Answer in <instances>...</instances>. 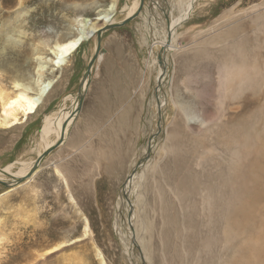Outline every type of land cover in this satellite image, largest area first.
I'll use <instances>...</instances> for the list:
<instances>
[{
    "label": "rangeland",
    "instance_id": "rangeland-1",
    "mask_svg": "<svg viewBox=\"0 0 264 264\" xmlns=\"http://www.w3.org/2000/svg\"><path fill=\"white\" fill-rule=\"evenodd\" d=\"M111 1L0 0V85L11 90L13 81L25 75L33 76L48 91L39 111L16 130L0 129L1 178L12 183L15 176L29 173L44 152L41 130L46 116H60L72 110L75 102L79 112L85 109L88 119L83 125L73 126L75 120L67 124L63 142L72 126L70 135L78 140L76 144L83 139L89 141L88 145L81 143L86 145L76 151L73 145H59L55 136L58 132L53 131L50 140L59 147L42 159L32 181L10 192L15 185L0 183V264H100L97 253L107 264H264V18H256L264 11L260 5L264 0H195L194 10L177 29L175 45L180 51L171 54V68L160 92L155 63L156 45L164 35L169 15L168 9L164 7L162 12L160 7L164 1L160 6L155 0L147 1L153 27L142 29L140 37L137 27L143 22L138 16L142 10L129 18L128 25L113 27L127 29L128 51L136 55V63L132 65V59L129 62L130 70L134 66L136 69L131 83L135 88L127 104L136 102L137 113L122 129L115 118L112 131H108V120L122 96H117V90L106 94L100 87L99 64L106 49L99 44L98 36H91L69 54L68 67L63 70L53 68L52 48H45L43 58L33 55L32 48L42 37L51 43L61 34H71L79 26L72 18L80 15L95 19ZM149 2L157 8L153 12ZM126 5L127 0H118L116 20L127 18L124 9L120 11ZM255 5L258 8H253ZM178 6L179 0H173L175 16ZM228 11L232 18L223 22ZM236 24H241L237 30L233 28ZM214 35L215 40L211 38ZM143 38L147 42L141 46ZM229 50L238 60L242 50L249 63L257 66L258 81L233 92L221 85V69L232 57ZM93 58L98 63L94 61L91 66L81 100L80 82ZM140 92L147 94L144 104L134 99L140 98ZM160 100L165 104L159 110ZM98 131L101 134L93 136ZM156 131L161 147L145 161L149 140ZM147 161L152 172L146 173L145 181L140 178L135 184L143 200L139 216L148 225L146 231L141 226L139 235L138 200L123 186L133 179L129 174L132 169V175L139 171L134 165ZM54 163L65 170L69 187ZM10 165L9 174L4 168ZM69 192L75 196L74 201L69 199ZM225 197L231 211L241 201L245 210L243 220L237 221L235 214L233 222V215H228L234 234L230 241L221 237L226 219L212 214L224 210ZM83 217L89 221L91 234L81 240L77 238L82 234ZM239 221L243 223L237 224ZM64 240L74 242L40 256Z\"/></svg>",
    "mask_w": 264,
    "mask_h": 264
},
{
    "label": "bare ground",
    "instance_id": "bare-ground-1",
    "mask_svg": "<svg viewBox=\"0 0 264 264\" xmlns=\"http://www.w3.org/2000/svg\"><path fill=\"white\" fill-rule=\"evenodd\" d=\"M145 1H146V4H145ZM145 1L144 0H132V1L127 0V5L120 10V11H122L124 9V11L126 12L127 18H124V19H121V20H116V15H117L116 13L119 11L118 10V0H112L108 4V6H107L106 9L99 10L98 11V14H97V16H96L95 19L85 18V17H82L80 15L79 16H75L74 18H72V22L74 24L77 23L79 26L76 27V28H74V31L71 34L70 33L69 34L68 33L67 34L66 33L65 34H61L57 39H55L51 43L48 41V39H46V37L40 38V40L37 41L38 43L36 44V47L34 46L35 48L34 47L32 48L33 49V53H34L33 55L41 56L42 54L45 53V51H47L45 48L46 47H50V48H52L51 51H52V54H53V56L51 58L53 68L54 69H57V70H63L64 68L68 67L67 66L68 64L66 62L67 61L66 57L69 54H71L73 51H75L76 49H78L85 40L89 39L91 36L93 38L95 37V39H96V36H98L99 32L101 33V39H102V35L105 32V30L112 29L113 27H117V26H121V25L126 24L127 21L129 20V18L137 15L143 9V7L147 6L148 2H147V0H145ZM162 1H164V0H162ZM160 2H161V0H155V4L157 6H160ZM194 2H195V0H179V6L177 7L179 14L177 16H175L174 13H173V9H172V7H173V0H165L164 2H162L163 5L160 6L163 9L162 12L164 11V7H165L166 10L168 9L169 15L167 16V23L165 24V28H164V32H163L164 35L161 36V38H159V40L157 39L158 40V44L156 45L158 55L156 57V62L157 63H155V64H157L158 65V68H159V72L157 74V77L159 78V80H158V82H159V86H158V89L159 90L158 91L159 92L161 91L162 84L164 83L165 79L168 77V74L167 73H169L168 71L171 68V63H170L171 54L173 52L180 51L178 49V47L175 45V43H176V37L178 35V34L176 35L177 29L182 24V22L186 21L189 18L190 14L194 10ZM260 5H263L262 8L264 9V2L262 4H260ZM258 6L259 5H255L253 8H258ZM156 9H154V10H156ZM241 13L244 14V11H242ZM165 15H166V11H165ZM140 16H142V15H140ZM174 18H176V19H174ZM231 18H232V12H229V13L224 14V16L222 17V21L223 22L224 21L225 22H228V21L231 20ZM256 18L257 19H263L264 18V11H263V13H260ZM252 19H254V20L257 21V19H255V18H252ZM240 25L241 24H236L235 26H233V28H235V30H237L236 29V26H240ZM262 29H263V27H262ZM219 34L220 33H218V36H219ZM229 34H230V32L227 34V36ZM216 35L212 36L211 38L216 37ZM101 39L99 41V44L101 43ZM214 40H215V38H214ZM209 41H212V40H209ZM206 43H209V42L206 41ZM155 44H156V42H155ZM99 46L100 45H98V47ZM101 51H103V50H101ZM104 51H103V56H102L103 59H104V53H105ZM151 54L153 55L152 52H151ZM231 54H232V57L230 56L229 58H227L226 61L224 59V61H225L224 63L225 64L224 65L222 64L223 67L221 69V75L219 76V77H222L221 78V81L223 82V84H221V85H225L227 89H229L231 92H233V91H236V90H240L244 84L249 85V84L253 83L255 80L258 81L257 78L259 76V74H258L259 73V69L257 68V66L255 64L249 63L247 56L242 54V50H240V52H239V55H240V59L239 60L237 59L238 57L235 58L233 56V52H231ZM97 57H98V52H97V56H95L96 60H97ZM37 60H39V59H37ZM96 60L93 58L90 61L89 66L90 65L92 66V64H94V61H96ZM40 68H42L41 65H40V67L38 69H40ZM90 69H91V67L89 68V70ZM37 77H39V76H37ZM88 79H89V77H87V80H86L85 84L82 86V91H85V88H86L87 83H88ZM42 83H43V81H42ZM242 90H244V89H242ZM224 93L227 94V92H224ZM231 94H233V93H231ZM47 96H48L47 88H44L42 86V84H39L38 80L36 81V79L33 76L21 75L20 78L18 77L17 80L13 81V86H12V89L11 90L9 89V87L4 88L2 85H0V129L15 128V130H16V128L18 127L19 124L21 125V123H23L24 121H26L29 118V116L34 115V114H36L39 111V109L45 103V102H43V100L47 99ZM164 104L165 103L162 102V100L159 101V103L157 105L159 107V110L161 109L160 108L161 106L162 107L164 106ZM77 107H78V104L75 102V106H74V108L72 110H70V111H68V112H66V113H64V114H62L60 116H56V113H53V114L50 113V114H48L46 116L45 121H44V124H43V130H41V135L44 136L43 137V142L41 141V143H42L41 153L43 152V150H44V152L41 155H39L41 161H42V159L44 157H46L48 155V153L51 152V150H53L56 147H58L57 145H55V142H52L50 140V136H51L50 133H52L53 131L58 132V133H56L55 136H57L56 139H58L60 141L59 145L62 144V143H65L66 140L68 139V137L72 136V135H70V136L69 135L68 136L66 135L65 141L63 142V135L65 133V130L68 127L67 124L71 123L72 120H75V118H76L75 117V114H78V112H79L78 111L79 108H77ZM155 113L158 115V110L157 109L155 110ZM160 114H161V112H160ZM72 123H73V126H75L74 125V122H72ZM158 123H159L158 124V127H159L158 129H161L162 123H160V122H158ZM75 124H76V126L78 125V123H75ZM81 125H83V124H81ZM87 126H89V125H87ZM70 129L67 130L68 133H69ZM79 129L80 128L78 126V130ZM241 129H242V127H241ZM154 131H155V129H154ZM158 132H160V130ZM156 133H157V131L153 134L154 136L152 137V139L149 140L150 145L148 147L147 154L144 157V160L145 161L147 160V158H149V155L150 154H153L154 155L155 154L154 152L157 150V148L158 147H161L160 144L158 142H156V140H159V139L156 138L157 137V134ZM243 134H244V132H243ZM237 135L239 136V134H237ZM230 142H232V141L230 140ZM225 143H227V142L225 141ZM232 143H234V142H232ZM231 147H232V145H231ZM46 152H47V154L44 156V153H46ZM20 158L21 157H19V159ZM136 161H137V157L135 159H132L131 167L133 166V164ZM145 161H143V162H145ZM148 161H149V159H148ZM148 161L145 164H141L142 162L141 163L138 162L137 164H135L136 166L134 165V167L136 169L139 168V171L136 172L135 175H132V173L134 172V169H132V172H130L129 174L132 176L133 179L131 181H129L130 180L129 179L130 176H129L128 177L129 180H127V182H125L126 183L125 186H123V187L129 188V190L123 189L127 194H129L130 191H133L136 194V198L138 200L137 218H136V229H137V231H139L138 232L139 235H141L140 234V228H141V226L144 229V231H146L145 229H147V226L148 225H147V223L145 221H143V219H140V216H139L140 213H141V207H142L141 205L143 203V200H142V196L141 195H138V193L140 191L135 186V184H136L137 179L140 180V178H141L142 181H143L144 178H146V173L148 171H149L148 172V175H149L150 172H152L151 169L149 168L148 164H147ZM40 162L38 163L36 170L35 169L32 170V169L35 167V164L37 163V160L34 162V165H33L32 169L29 171L28 174H26V175L24 174L22 176H15L16 178L13 179L14 182L12 181V183H10L11 186H13V185H15V186L12 187V188H10L8 190V192L14 191L16 188H18L20 186L22 187L23 185H26L30 181H32L35 178V176H36V174L38 172V169H41L40 167H38L39 164H40ZM11 166L12 165L4 168L5 171L7 173H9V174H10V167ZM55 167H56V172L58 174H60V176H62L61 178L66 182L67 187H69V182H68L69 178H68L65 170L62 167H60V165H57V164L55 165ZM237 168H239V165H238ZM2 175H3V173L0 172V183H2L3 185H5L4 182H6V181H3V178H1ZM22 178H24L23 181L21 180ZM142 184H143V182H142ZM5 186H7V185H5ZM133 187H134V189L131 190ZM139 187H142V185L140 184ZM135 189H136V192H135ZM125 192H124V196L128 199V195H126ZM69 193H70V195H69ZM69 193H68V196L70 197L69 199H71L72 201H74L75 200V198H74L75 196L73 197V193L72 192H69ZM7 194H9V193H7ZM143 198L145 199V197H143ZM205 199L207 200L208 204H209V202L211 204L212 201H210L208 198H205ZM215 200H217V199H215ZM139 202H140V205H139ZM228 202H229V200L227 199V197H225L224 198V205H225L224 210H222L221 212H215V211L212 212L214 218H216V216L218 215V217L221 216L222 218L226 219L224 226L221 227V237H223L224 239H226V241H230L232 239L233 235H234L233 234V231H232V227L229 224L230 219H229L228 215L229 214H232L233 215V220H232L233 222H234V217H236L235 214L238 215L237 221L239 219L243 220L244 219L243 217L245 215V210H243L244 209V205H243V202L242 201L232 211L230 209V204H227ZM209 207L211 209H215V208H212L211 205ZM145 211H146V208H145ZM210 212H211V210H210ZM222 212H224V215L222 214ZM211 218H212V216H211ZM83 220H84V226H83L82 234L77 239H81L82 237H86V236H88V235L91 234L90 224H89L88 219L83 217ZM242 223L243 222H240L239 221V223H237V224H242ZM237 231H238V229H237ZM140 240H143L141 238V236H140ZM72 242H74V241H71V240L61 241V242L55 244L54 246L46 249V251L45 252H42L40 254V256L43 257V256H46L48 254H51V253H53V252H55L57 250H60L62 247H65L66 245H68V244H70ZM150 246L151 245H149V247ZM97 255H98V258L100 260V264H107V263H105V261H104L105 259L103 258V255L101 253H97ZM147 256H149V255H147ZM238 260H239V258H238Z\"/></svg>",
    "mask_w": 264,
    "mask_h": 264
},
{
    "label": "crops",
    "instance_id": "crops-1",
    "mask_svg": "<svg viewBox=\"0 0 264 264\" xmlns=\"http://www.w3.org/2000/svg\"><path fill=\"white\" fill-rule=\"evenodd\" d=\"M147 1H149V0H147ZM145 7H143L142 12L140 14H138V16L142 15V16H140V19L143 20L142 24L140 23L139 26L137 27V28L140 27V30L138 32L139 37L141 36L140 33H141L142 29L145 28V30H149L150 26L153 27V22H152L153 21V19H152L153 13H151V14L148 13L147 12L148 8L147 7L145 8ZM153 8H154V6H153L152 2H149V10L152 11ZM125 25H128V23L121 25V26H125ZM118 27H120V26H118ZM124 28L125 27L114 28V29L108 30L107 32L105 31L103 33L102 39H101L102 47H103V49H106V51L104 53V59L99 64L98 80H100V77L102 78L100 87L105 91L106 94L115 93L117 90L118 91L117 96H122L121 98H119L122 100V102L120 103V105L118 106V108L116 109L114 114L111 115L112 119L109 118V120H108V123H107V126L109 125V127H107L108 131L113 129L112 126H114V124H115L114 123L115 118L118 119L116 125H119L118 127L119 128L121 127L120 129H122V126L125 122L129 121L126 124V126H129L130 119L131 118L133 119V117L135 116L134 112L136 111V113H137L136 102L134 104H131V103L127 104V101L129 99L127 97L132 93V90L134 91V88H135L134 87L135 84H131V83H133V80H135V78L132 79V77H133V74H134L135 69H136L134 66V67H131L132 69L130 70V67H129L130 63L129 62H130V59H132V61H133L132 65H134L136 63V62H134L136 55H135V53H131L128 51V45L126 42L129 38V36H128L129 32L127 31V29H124ZM130 28H128V29L130 30ZM105 33H106V36H108V37L105 36ZM142 36L146 37V35H144V34H142ZM145 39L146 38H143V40H142L143 42L141 43V46H143L147 42V40H145ZM108 42H109V45L107 46ZM149 49H148V51H149ZM124 51H126V52H124ZM98 52H99V50H98ZM96 62L97 61H95V63ZM93 83H94V81H93ZM92 87H93V84L91 86V89H92ZM110 98H112V97L110 96ZM146 98H147V94L144 96L141 94V92H140V98L134 97L135 100L138 99L137 101H140V99H141L143 104L145 103ZM109 102L112 105V100H109ZM132 106H134V107H132ZM142 106L143 105H141V107ZM84 110L85 109H83L82 112L80 111L78 113V115L75 118L74 124L75 123H81L88 117L87 113L83 112ZM78 131H80V129ZM100 131H102V129ZM100 131H98L96 134L95 133L94 134L98 135L100 133ZM70 132H71V130L69 131V136H70ZM110 132H108V133H110ZM94 134H93V136H95ZM68 141H70V142H68ZM75 141H78V140L75 137L71 136V137H68L65 144L73 145V147H75L76 151H80V149L82 147L84 148V146L86 144L88 145V143H89V141L87 139L81 140V142H79L78 144H76ZM84 141L86 142V144L85 145L81 144V143H84ZM55 164H57V163H54V165Z\"/></svg>",
    "mask_w": 264,
    "mask_h": 264
},
{
    "label": "water",
    "instance_id": "water-1",
    "mask_svg": "<svg viewBox=\"0 0 264 264\" xmlns=\"http://www.w3.org/2000/svg\"><path fill=\"white\" fill-rule=\"evenodd\" d=\"M100 39H101V33L99 32V34H98V42L100 41ZM91 67V65L88 67V69H87V71H86V73L83 75V77H82V80H81V82H80V86H79V91H78V94L80 93V97H81V100H82V97L85 95V91L83 92L82 91V86L85 84V82H86V80H87V77L89 76V68ZM80 108V107H79ZM47 154V152L46 153H44V156ZM41 161V159H40V157H38V159H37V163L35 164V167L32 169V170H36L37 169V165H38V163ZM4 184L5 185H10V183L9 182H4Z\"/></svg>",
    "mask_w": 264,
    "mask_h": 264
}]
</instances>
